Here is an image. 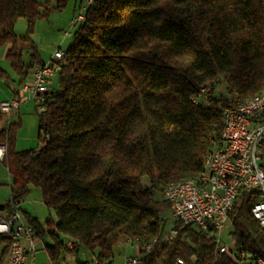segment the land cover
I'll list each match as a JSON object with an SVG mask.
<instances>
[{"label":"trees","instance_id":"obj_1","mask_svg":"<svg viewBox=\"0 0 264 264\" xmlns=\"http://www.w3.org/2000/svg\"><path fill=\"white\" fill-rule=\"evenodd\" d=\"M67 1L0 0V47L7 46L20 85L42 62L29 37L35 21ZM18 18L27 24L19 36ZM59 64L58 87L37 113L39 148L17 150V124L6 126L0 110L10 175V199L0 211L40 189L56 217L46 228L50 264L80 245L97 249L99 264H112L120 237L138 238L139 251L156 240L139 264L264 262V227L251 214L256 190L240 189L227 213L232 254L220 252L210 232L180 221L161 241L169 203L155 197L169 181L204 170L222 108L264 87V0H92ZM27 221L43 238L37 218ZM60 235L75 243L73 251ZM0 246L4 264L9 238L0 235Z\"/></svg>","mask_w":264,"mask_h":264},{"label":"built area","instance_id":"obj_2","mask_svg":"<svg viewBox=\"0 0 264 264\" xmlns=\"http://www.w3.org/2000/svg\"><path fill=\"white\" fill-rule=\"evenodd\" d=\"M92 0H85L79 6L73 19L77 24L84 18V12ZM64 51L56 50L49 62H37L31 69V81L23 83L18 95L2 100L1 113L5 116V125L12 123V116L18 111L22 99L34 100L39 111L44 110L45 93L49 90L51 79L58 74L59 62ZM203 89L202 99L206 101ZM228 112V122L222 126L218 136L211 135L208 142L218 144L216 160L206 181L176 180L171 192H162V198L169 203L170 218L210 232L219 246L220 252H230L229 246L221 242V233L228 222L227 213L240 189L257 191V200L251 207V214L261 227H264V168L261 167L259 148L264 145V95L255 99L234 101L233 105L223 107ZM5 145L0 143V160L5 157ZM20 204L11 201L0 211V235L9 238L8 252L4 264H35L37 235L32 225L26 223L19 212ZM176 233L170 227L161 237V241L172 238ZM136 252L126 257L122 264H139L142 256L149 252L156 240L140 246L138 238ZM69 251L75 243L66 242ZM232 254V253H231ZM259 264H264L257 259ZM182 264L181 260H177ZM92 264H99L94 260Z\"/></svg>","mask_w":264,"mask_h":264},{"label":"rangeland","instance_id":"obj_3","mask_svg":"<svg viewBox=\"0 0 264 264\" xmlns=\"http://www.w3.org/2000/svg\"><path fill=\"white\" fill-rule=\"evenodd\" d=\"M80 1L85 0H68L65 7L57 10L50 9V11L43 17L37 19L33 26V31L29 35L30 41L34 44L37 55L42 62H49L53 59L56 50L65 51V49L73 41V33L76 29V24H73V19L78 14V5ZM54 6V2L51 3ZM27 24L24 18H18L14 25V32L16 35H23L26 32ZM7 46L0 47V69L5 71L0 72V99L10 98L15 96L13 90H20L23 83L31 81L30 72L25 81L20 85L19 79L12 71L9 63L5 59V50ZM28 48H23L24 59L28 58ZM58 87V75H55L48 85L49 89ZM219 91L223 92L222 89ZM25 94L18 111L12 116V123H16L15 129V148L17 150L37 149L40 147L38 140V117L39 107L32 99L27 98ZM259 154L262 156L264 151L259 148ZM10 175L5 164L0 160V206L4 205L10 199ZM163 192V189H162ZM156 198L162 197V194H156ZM19 212L22 219L28 223L27 219L37 218L38 222L44 229L43 238L37 237L36 248L38 251L35 254V264H48L50 259L44 248L45 244H51L52 239L46 233L48 220L56 221L54 211L48 209L41 199V191L38 187H33L31 191L20 202ZM167 223L166 230L172 226L170 214L166 215ZM231 226L228 224L221 233V242L226 246L232 245V238L230 236ZM62 241L66 242L68 239L60 235ZM1 250V246H0ZM136 252L135 239L120 237L118 242L113 247L112 264H122L126 257L132 256ZM97 249L89 251L84 245H80L78 250L73 253L61 252L60 264H77L79 262H93Z\"/></svg>","mask_w":264,"mask_h":264},{"label":"bare ground","instance_id":"obj_4","mask_svg":"<svg viewBox=\"0 0 264 264\" xmlns=\"http://www.w3.org/2000/svg\"><path fill=\"white\" fill-rule=\"evenodd\" d=\"M262 95H264V87H262L256 94L250 96L247 99L259 98ZM1 108H2V101L0 103V110ZM222 119H223V126H226L228 122V112L226 109L222 110ZM217 153H218V144L216 142H209L208 150L206 152L205 161H204V170L197 177L186 178V180L206 181L208 179L209 173L211 172L212 163L214 160H216ZM171 191H172V183L166 184L163 192H171Z\"/></svg>","mask_w":264,"mask_h":264},{"label":"crops","instance_id":"obj_5","mask_svg":"<svg viewBox=\"0 0 264 264\" xmlns=\"http://www.w3.org/2000/svg\"><path fill=\"white\" fill-rule=\"evenodd\" d=\"M81 2H82V1H80V3H81ZM77 5H78V8H79V5H80V4H77ZM5 51H6V50H5ZM0 72H1V73H3V72H4L3 74H5V73H6V72H5V71H3L2 69H1V71H0ZM30 75H31V72H30ZM13 91L15 92V94L18 92V90H13ZM15 96H17V95H15ZM13 97H14V96H13ZM7 98H8V97H7ZM7 98H5V99H7ZM10 98H11V97H10ZM5 99L3 98V99H1V101H2V100H5ZM37 237H38V236H37ZM67 241H68V240H67ZM67 241H66V242H67ZM48 264H50V262H49Z\"/></svg>","mask_w":264,"mask_h":264}]
</instances>
